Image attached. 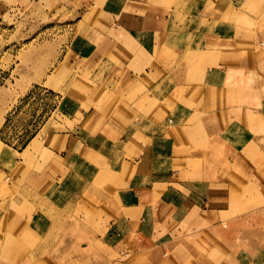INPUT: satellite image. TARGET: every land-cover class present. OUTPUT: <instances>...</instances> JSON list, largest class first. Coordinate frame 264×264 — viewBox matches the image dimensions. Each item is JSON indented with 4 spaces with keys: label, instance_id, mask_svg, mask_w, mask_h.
<instances>
[{
    "label": "rangeland",
    "instance_id": "obj_1",
    "mask_svg": "<svg viewBox=\"0 0 264 264\" xmlns=\"http://www.w3.org/2000/svg\"><path fill=\"white\" fill-rule=\"evenodd\" d=\"M237 2L223 0V7L220 0L129 3L124 11L127 27L144 31L140 28L147 29L146 22L156 26L162 21L161 26L168 31L158 39L156 56L150 51L147 60L137 51L132 61L147 63L149 73L130 78L119 66L120 61L110 67V60L97 58V49L109 46L105 38L116 23L115 13L108 6L110 0H0V197L14 195L16 178L24 174L17 168L20 161L24 165L35 162V172L40 171L48 154L43 145L51 133H69L72 144L82 139L92 143V139L110 135L115 142V151H111L115 167L108 176L116 181L124 177V171L134 176L140 170L139 166L123 168L126 159L119 147L125 140L128 149L133 142L151 148L153 159L158 149L174 144L187 146V127L195 122L194 137L199 134L196 130L201 131L193 114L203 113L209 105L218 106L220 91L203 84V60L213 62L215 55L219 56L218 50H231L230 58L248 69L251 80L249 69L255 61L252 39L264 37V14L251 17L236 8ZM123 31L120 27L119 32ZM148 32V46L153 48L156 40ZM222 32L224 36L219 39ZM132 35L140 48L145 37L135 32ZM102 36L106 37L99 40ZM186 48L195 51L188 54L189 59L184 56ZM235 90L222 91L228 106L242 104L243 112L261 106L250 97L249 87ZM236 95L242 97V102H234ZM71 154L72 163L65 169L64 181L49 193L56 206L59 197H66L73 206L64 212L55 211L46 239L48 246L20 264H81L76 262L78 258H82V264H109L121 257L115 247L122 233V219L105 217L108 204L106 198H101L111 188L106 182L102 184L105 178L91 184L94 176L101 178L102 174L78 154ZM51 160V164L56 163L58 157L51 154ZM156 167L155 163L151 167L147 163L141 169H146L149 178L151 172L154 176L158 172ZM6 175L15 181L7 183ZM250 185L243 190L244 211L255 207L256 201L264 203V193H259L260 197L252 193L253 199H245L246 194L251 195ZM5 203L2 199L0 206ZM77 216H81L80 225L75 221ZM114 229L118 234H112Z\"/></svg>",
    "mask_w": 264,
    "mask_h": 264
},
{
    "label": "crops",
    "instance_id": "obj_2",
    "mask_svg": "<svg viewBox=\"0 0 264 264\" xmlns=\"http://www.w3.org/2000/svg\"><path fill=\"white\" fill-rule=\"evenodd\" d=\"M133 2L135 0H110L108 6L115 13L113 20L116 23L107 37L99 39L106 37L109 46L99 45L101 48L97 49L98 60H110V67L120 61L119 66L130 78L149 73L147 63L132 61L136 60L137 51L147 60L150 51L156 56L160 45L158 39L167 31L161 26L162 21L156 26L146 22L147 29L140 28L144 31L127 27L124 11ZM237 3L236 8L252 14L251 17L264 14V0H238ZM220 4L225 6L223 0ZM169 6L173 7L172 4ZM139 20L142 21L143 17ZM120 27L124 28L123 33L119 32ZM148 31L156 40L153 48L148 46ZM133 32L145 37L140 48ZM224 33H219L218 38H223ZM257 38L252 39L251 53L255 61L249 69L251 80L248 69L230 58L231 50H218L219 56L215 55L213 62L203 60L200 67L203 84L220 91L218 106L209 105L203 113L193 114V120L201 124V131L196 130L199 134L194 137L195 122L190 126L192 128L187 127V146L174 144L156 148L153 159L151 148L133 142L128 149V140L121 143L118 149L126 159L123 168L137 169L139 166V174L135 171L131 176L124 171V177L118 181L109 178V170L115 167L111 159L115 142L108 134H104L106 139H92V143L82 139L74 144L70 143L69 133L49 134L43 145L48 152L47 159L40 171L35 172V162L28 163L29 166L20 161L17 168L24 174L16 178L14 195L0 197V201L6 199V203L0 206V264H20L29 255L33 256L48 246L46 239L52 230L55 211L64 212L73 206L66 197H59L60 203L56 206L51 201L52 193H49L53 186H60L64 181L65 169L72 163L71 153L78 154L84 163L102 174L101 178L94 176L91 184L105 178L101 180L102 184L106 182V187L111 188L110 193L109 189L102 193L101 198H106L108 204L104 216L122 219V233L115 247L121 257L109 264H264V203L256 201L255 207L252 205L245 211L242 205L245 186L252 185L251 195L246 194L245 199H253L252 193L257 197L264 193V76H261L264 74V37ZM194 52L186 48L184 56L189 59L188 54ZM204 56L205 59L206 54ZM248 87L250 97L261 105L258 110L243 112L242 104L227 105L223 90L234 88L239 91ZM234 102H242V97L236 95ZM49 153L58 157V161L52 163L53 169ZM147 163L150 167L153 163L157 165L155 176L151 172L148 178L146 169H141ZM5 178L7 183L13 181L7 175ZM80 218H75L78 225ZM117 221L113 220V223ZM115 230L112 234H118ZM77 261L82 264V258ZM91 264L98 263L91 261Z\"/></svg>",
    "mask_w": 264,
    "mask_h": 264
}]
</instances>
